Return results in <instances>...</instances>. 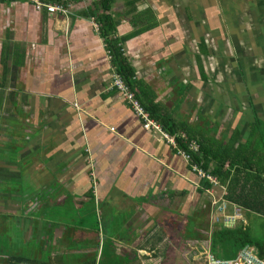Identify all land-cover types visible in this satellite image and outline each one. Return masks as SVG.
Masks as SVG:
<instances>
[{"label":"crops","instance_id":"0c3cea01","mask_svg":"<svg viewBox=\"0 0 264 264\" xmlns=\"http://www.w3.org/2000/svg\"><path fill=\"white\" fill-rule=\"evenodd\" d=\"M35 1L57 4L0 0V264H190L197 246L206 254L214 206L207 230L194 215L227 202L199 190L198 170L208 173L144 127L113 84L128 86L88 14L95 0L65 14ZM108 9L137 100L170 138L209 129L227 143L264 122V0ZM238 214L231 227L264 220Z\"/></svg>","mask_w":264,"mask_h":264},{"label":"trees","instance_id":"16d2710c","mask_svg":"<svg viewBox=\"0 0 264 264\" xmlns=\"http://www.w3.org/2000/svg\"><path fill=\"white\" fill-rule=\"evenodd\" d=\"M41 1L71 4L72 2H82L83 0ZM117 1L95 0L93 6L88 9V14L96 19L99 33L105 41V47L108 52L115 59L114 63L118 68V73L124 79L125 84L128 85L135 98L139 100L138 93L136 94L137 89L134 88L133 83L130 81L132 77L131 65L122 58V47H117L119 42H111V39H115L117 36L114 35L115 25L113 17L106 15V13L109 11V6ZM145 108L150 111V114H157L155 108ZM162 123L167 124L165 121H162ZM165 124H163V128L168 129L171 134L175 135L178 132H185L184 128L180 129L174 124L169 127ZM249 129L247 137H245L243 132L241 134L239 129L233 131L232 134L230 131V139L225 143V140L223 142L214 141L212 138L214 132L209 129H201L195 132L194 128L190 139H186L182 135L175 136L178 145L177 151H184L191 157L189 166L193 165L194 162L199 163L200 167L214 178L215 183L207 178H202L203 181H201L199 186L200 191L218 185L222 188L223 200L227 202L228 209L239 208L246 216L256 214L264 219V122L255 120ZM193 142L197 143L195 146L200 147L198 153L191 150ZM212 209L213 207L209 203L194 215L198 216L197 221L200 219V222L198 221L199 225H202L204 230L209 229V226L214 223L213 218L211 223V217L208 218L207 214L206 220L204 217L205 210L211 214L210 211ZM212 214L214 217V212ZM260 223L258 220L257 224L259 225ZM262 223L264 226V220ZM215 225L217 226L213 228L214 230L209 238V250L214 257L221 260H233L237 258V253L247 246L252 249L259 259H264V238H257L254 235L252 226L249 224L245 225L243 222L234 227H224L222 224ZM10 264L13 263L10 262Z\"/></svg>","mask_w":264,"mask_h":264},{"label":"built area","instance_id":"2783aa9c","mask_svg":"<svg viewBox=\"0 0 264 264\" xmlns=\"http://www.w3.org/2000/svg\"><path fill=\"white\" fill-rule=\"evenodd\" d=\"M35 2L37 4L36 5L37 9L44 8L47 11V13L52 12L53 14H55V13L65 14V13L69 12L68 7H69L70 3L65 2V4H64V2H62V3H57V4H42V3L37 2V1H35ZM82 2H87V1L83 0ZM112 82L115 86L118 87V89H120V91L122 92V95L124 96V99L127 100L131 104L135 113H137L139 116H141V118L144 121V127H146V128L155 127V128L160 129L161 132L163 131L162 128L160 127V125H157L155 123V121L149 117V115L146 113L144 108L141 106L140 102L135 98L134 94L130 91L129 88H127L128 86L125 87L121 78L115 77V78H113ZM164 137L170 141V143L172 144V146H174V148L177 149L176 141L173 137L170 138L166 134L164 135ZM178 154L183 156L189 162H191V157L187 153H185L183 151H178ZM196 170H198V169L195 167V171ZM198 171H199V176L201 178H207L210 181L215 183V180L213 177L201 172L200 170H198ZM215 203H218V199L213 198L211 206L213 207ZM222 209L223 208H218L217 210H215V214H218V213L220 214L222 212ZM235 211L237 213H235L234 215L224 216V218L229 217L227 220H223L224 221L223 223L221 222L224 227H231L232 225H234V223H236V221H237L236 219L239 215L238 213L240 212V209L236 208ZM211 217L213 218V216H211ZM218 219H219V217H218ZM205 264H264V260L259 259L257 257V255H255L253 253L252 249H250L246 246L239 252L237 258H235L233 260L218 259V258L214 257L210 253V251H208L206 253V256H205Z\"/></svg>","mask_w":264,"mask_h":264},{"label":"rangeland","instance_id":"374dc122","mask_svg":"<svg viewBox=\"0 0 264 264\" xmlns=\"http://www.w3.org/2000/svg\"><path fill=\"white\" fill-rule=\"evenodd\" d=\"M85 1H89V0H85ZM83 3H85V2H83ZM48 14H53L52 12H48ZM166 134V132L165 131H162V135L164 136ZM166 135H168V134H166ZM165 138V137H164ZM166 139V138H165ZM167 141H169L168 139H166ZM170 142V141H169ZM176 145H177V143H176ZM178 146V145H177ZM172 147H174V146H172ZM194 148V147H193ZM185 159V158H184ZM216 188H217V186H214L213 188H211V189H209V191H207V193L209 194V195H211L212 193L213 194H219V193H222V191H221V189H219L218 188V190L216 191ZM210 197V196H209ZM218 208H223L222 209V212L219 214H214V217H213V222H214V224H219V223H223L224 221L223 220H227L228 218H224V216H227V215H231V210H229L228 208H227V203H224V202H218V203H215L214 204V211L215 210H217ZM218 215V216H217ZM243 215H241V214H239L238 215V217H242ZM218 217H219V219H218ZM232 218V217H231ZM216 220V221H215ZM237 220V219H236ZM239 220H241V219H239ZM242 221V220H241ZM254 235L255 236H257V238H264V226H263V223H261L259 226H258V224H255L254 225ZM196 254L197 255H195L194 253L193 254H191L192 256H190V260H191V262H190V264H204V254H205V249H203L201 246H197V248H196ZM181 258H179V260H180ZM209 260V259H208ZM183 262H180V263H178V264H187V263H185V261L184 260H182Z\"/></svg>","mask_w":264,"mask_h":264}]
</instances>
